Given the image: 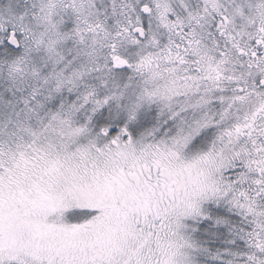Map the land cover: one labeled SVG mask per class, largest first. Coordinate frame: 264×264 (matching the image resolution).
<instances>
[{"label":"snow or ice","instance_id":"obj_1","mask_svg":"<svg viewBox=\"0 0 264 264\" xmlns=\"http://www.w3.org/2000/svg\"><path fill=\"white\" fill-rule=\"evenodd\" d=\"M0 264H264V0H0Z\"/></svg>","mask_w":264,"mask_h":264}]
</instances>
